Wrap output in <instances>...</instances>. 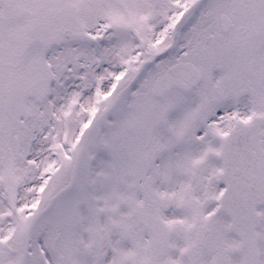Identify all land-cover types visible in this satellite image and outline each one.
<instances>
[{"label":"snow or ice","instance_id":"snow-or-ice-1","mask_svg":"<svg viewBox=\"0 0 264 264\" xmlns=\"http://www.w3.org/2000/svg\"><path fill=\"white\" fill-rule=\"evenodd\" d=\"M0 264H264V0H0Z\"/></svg>","mask_w":264,"mask_h":264}]
</instances>
